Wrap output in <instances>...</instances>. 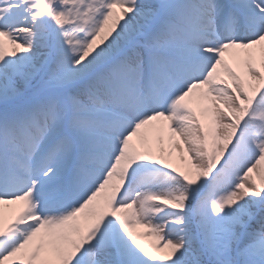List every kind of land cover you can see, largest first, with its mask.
Wrapping results in <instances>:
<instances>
[{"label":"snow or ice","instance_id":"obj_1","mask_svg":"<svg viewBox=\"0 0 264 264\" xmlns=\"http://www.w3.org/2000/svg\"><path fill=\"white\" fill-rule=\"evenodd\" d=\"M0 264H264V0H0Z\"/></svg>","mask_w":264,"mask_h":264}]
</instances>
